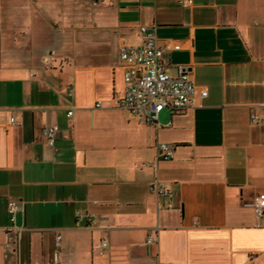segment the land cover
<instances>
[{"label": "crops", "instance_id": "obj_1", "mask_svg": "<svg viewBox=\"0 0 264 264\" xmlns=\"http://www.w3.org/2000/svg\"><path fill=\"white\" fill-rule=\"evenodd\" d=\"M140 25L179 44L162 58L195 85L150 123L113 102ZM250 113L264 120V0H0V264H264V213L240 204L264 192Z\"/></svg>", "mask_w": 264, "mask_h": 264}, {"label": "built area", "instance_id": "obj_2", "mask_svg": "<svg viewBox=\"0 0 264 264\" xmlns=\"http://www.w3.org/2000/svg\"><path fill=\"white\" fill-rule=\"evenodd\" d=\"M95 1V0H93ZM191 0H181L188 4ZM137 36L140 43L130 45L121 43L119 46V59L124 67L123 82L124 88L122 95L113 99L114 105L123 108L128 114L139 121L150 123L156 120L158 113L168 108L172 111L184 110L194 104L195 85L183 68L178 66V74H169V65L163 60L162 56L166 51L176 50L179 44L167 41L161 42L157 39L153 26L140 25L137 28ZM200 97L206 95V90L201 88L198 91ZM95 105H99L96 101ZM71 115V110L67 111ZM250 123H261L263 119L249 114ZM9 121L14 122L10 117ZM57 131L56 125H48L42 128V134L47 145L52 146ZM157 157L167 160L172 157L173 147L166 143L156 145ZM142 166L148 165L142 163ZM149 190L157 194L169 195L166 184L159 180H154L149 186ZM240 204L252 209L256 217L264 213V192H259L249 198L241 199ZM21 207L15 202H8L7 213L11 226L5 232L4 246L10 247L18 237L21 227L13 225L15 213ZM80 213L75 212V217ZM86 219L93 220V214H86ZM59 235L55 236V244H58ZM154 241L153 234H149L146 243ZM99 249L107 248V242L101 241Z\"/></svg>", "mask_w": 264, "mask_h": 264}]
</instances>
